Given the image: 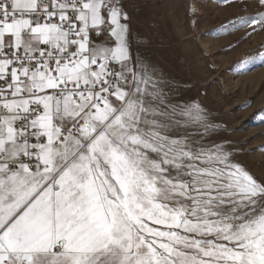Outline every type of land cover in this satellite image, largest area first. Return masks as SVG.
<instances>
[{
    "label": "snow or ice",
    "instance_id": "obj_1",
    "mask_svg": "<svg viewBox=\"0 0 264 264\" xmlns=\"http://www.w3.org/2000/svg\"><path fill=\"white\" fill-rule=\"evenodd\" d=\"M218 4L215 34L264 35V0ZM144 41L127 0H0V264H264V145Z\"/></svg>",
    "mask_w": 264,
    "mask_h": 264
},
{
    "label": "rangeland",
    "instance_id": "obj_2",
    "mask_svg": "<svg viewBox=\"0 0 264 264\" xmlns=\"http://www.w3.org/2000/svg\"><path fill=\"white\" fill-rule=\"evenodd\" d=\"M133 28L146 35L145 54L177 80L195 87L185 95L201 99L227 123L229 139L247 141L246 148L264 145V122L257 113L264 112V65L251 63L236 74L227 71L237 62L251 60L253 49L264 44V35L237 42L243 29L217 35L216 29L230 16L218 0H127ZM207 44V47L204 46ZM231 46V47H229ZM214 68L215 70H210ZM218 80L212 84L211 81ZM211 84V86H209ZM246 107H241L245 105ZM234 130V131H233ZM258 174L264 172V149L244 157Z\"/></svg>",
    "mask_w": 264,
    "mask_h": 264
},
{
    "label": "bare ground",
    "instance_id": "obj_3",
    "mask_svg": "<svg viewBox=\"0 0 264 264\" xmlns=\"http://www.w3.org/2000/svg\"><path fill=\"white\" fill-rule=\"evenodd\" d=\"M204 46H205V47H207V44H206V43H204Z\"/></svg>",
    "mask_w": 264,
    "mask_h": 264
}]
</instances>
